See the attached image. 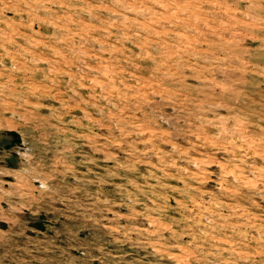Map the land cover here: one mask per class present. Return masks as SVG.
<instances>
[{"label":"rangeland","instance_id":"obj_1","mask_svg":"<svg viewBox=\"0 0 264 264\" xmlns=\"http://www.w3.org/2000/svg\"><path fill=\"white\" fill-rule=\"evenodd\" d=\"M0 264H264V0H0Z\"/></svg>","mask_w":264,"mask_h":264}]
</instances>
